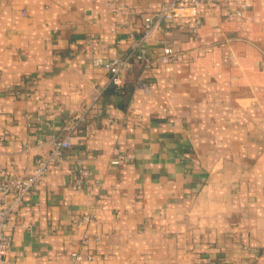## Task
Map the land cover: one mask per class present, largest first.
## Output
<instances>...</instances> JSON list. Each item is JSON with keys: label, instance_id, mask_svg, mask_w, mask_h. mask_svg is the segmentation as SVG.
<instances>
[{"label": "crops", "instance_id": "1", "mask_svg": "<svg viewBox=\"0 0 264 264\" xmlns=\"http://www.w3.org/2000/svg\"><path fill=\"white\" fill-rule=\"evenodd\" d=\"M169 1L0 0V179L84 117L10 218L8 264H264V0L180 8L148 42L176 59L120 88L93 66Z\"/></svg>", "mask_w": 264, "mask_h": 264}, {"label": "built area", "instance_id": "2", "mask_svg": "<svg viewBox=\"0 0 264 264\" xmlns=\"http://www.w3.org/2000/svg\"><path fill=\"white\" fill-rule=\"evenodd\" d=\"M121 1L107 0L117 14H123L126 10ZM214 2L215 0H170L158 12L142 17L141 35L138 39H133L134 44L130 51L122 57L110 60L95 59L92 62L93 66L102 68L108 74L110 84L120 88L123 85V75L132 68L133 64L139 65L142 71H146L150 70L154 63L173 62L177 55L171 47L165 45L155 52L151 51L148 42L160 30L162 23L178 17L180 8L191 7L198 10L202 5H211ZM83 120V116L71 118L64 126L65 136L62 139L50 140L48 152L34 160L33 167L27 175L0 179V264H8L7 255L11 245V235L8 232L10 218L25 204V198L33 193L35 185L48 173L49 167L62 161L65 151L71 146V140L79 123ZM130 160V157L118 155L112 158L109 164L119 166ZM77 172L80 176L87 175L86 169L82 166ZM76 186L80 188V182ZM88 220V217L79 219L77 226L84 225ZM69 258L72 264H79L90 259L89 256H84L80 252H72Z\"/></svg>", "mask_w": 264, "mask_h": 264}]
</instances>
